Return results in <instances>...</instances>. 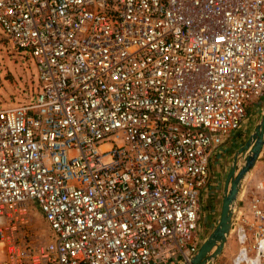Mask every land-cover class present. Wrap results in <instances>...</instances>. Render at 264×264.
Wrapping results in <instances>:
<instances>
[{
  "label": "built area",
  "instance_id": "2783aa9c",
  "mask_svg": "<svg viewBox=\"0 0 264 264\" xmlns=\"http://www.w3.org/2000/svg\"><path fill=\"white\" fill-rule=\"evenodd\" d=\"M0 31L37 83L0 106V264L192 257L211 156L264 97V0H0ZM235 233L264 264L263 182Z\"/></svg>",
  "mask_w": 264,
  "mask_h": 264
},
{
  "label": "rangeland",
  "instance_id": "374dc122",
  "mask_svg": "<svg viewBox=\"0 0 264 264\" xmlns=\"http://www.w3.org/2000/svg\"><path fill=\"white\" fill-rule=\"evenodd\" d=\"M36 92L37 83L29 56L13 47L8 41L4 40L0 31V106L3 108H11L21 105L31 100ZM263 102L264 97H262L261 100H254L248 104L247 123L252 121L254 124L258 121V117L261 115ZM227 142L230 141L227 140L224 145L228 146ZM236 148L237 146H234L233 144L227 147L224 151V158L223 160L221 159L222 166H229L231 161L234 160ZM238 160L241 162L242 158L238 156ZM240 162H238V164ZM200 231L202 230H199V233L201 234ZM207 232H210V230ZM29 233L32 241L36 244H46L50 241L51 237L49 228L38 210H32L30 213ZM205 237H207V235ZM205 237L201 240L200 245L203 243ZM229 239V251L235 253L239 246L236 239V233L233 232L232 235L230 234ZM232 258L233 257H231L229 264ZM178 261H182V259L176 260L174 264H177Z\"/></svg>",
  "mask_w": 264,
  "mask_h": 264
},
{
  "label": "crops",
  "instance_id": "0c3cea01",
  "mask_svg": "<svg viewBox=\"0 0 264 264\" xmlns=\"http://www.w3.org/2000/svg\"><path fill=\"white\" fill-rule=\"evenodd\" d=\"M262 114H263V106L261 110V115L258 117V121L256 123L253 124L252 121L247 123V118H248L247 116L240 130L233 133L229 138L225 140V142L227 140L230 141L227 142L228 146L232 144L234 146H237L235 150V154L238 151V149H240L250 138L255 128L258 126ZM226 146L227 145L221 146L220 149H218L216 152L212 154L207 181L204 187L200 191L199 224H198L199 230H202L200 231L201 232L200 242L203 239V237H205L206 235L208 237L211 234V232L215 229L219 221L220 211L222 206V198L225 192V183L228 177V173L230 171V167L232 166V162H233L232 160L229 166H222L221 162L224 158L223 157L224 151L228 147ZM260 182L264 183V147L262 148V151L259 157L257 158V161L253 169L246 175L243 184L241 186V192L239 193V197L234 206L235 207L234 209H236V211L233 215L234 223L231 231L232 233L236 232L237 226L240 224L242 215L245 213L247 196L249 191L251 190L252 187H254L257 183ZM208 230H210V232H207ZM207 237L204 238L203 242L207 239ZM228 240L225 247L222 249L221 254L218 255L215 260L212 261V264H229L231 257H233L236 252L234 253L229 251L230 239L228 238ZM224 258L227 259L225 260ZM183 262L185 261L183 260L178 261L177 264H183Z\"/></svg>",
  "mask_w": 264,
  "mask_h": 264
},
{
  "label": "water",
  "instance_id": "95a60500",
  "mask_svg": "<svg viewBox=\"0 0 264 264\" xmlns=\"http://www.w3.org/2000/svg\"><path fill=\"white\" fill-rule=\"evenodd\" d=\"M263 147L264 105L263 114L258 126L255 128L254 132L246 141V143L240 149H238L235 154L225 183V192L222 198V206L218 224L207 237V239L200 245L197 252L192 255L188 262H183V264H212L211 259L215 260L217 256L221 254L226 242V237L230 232L231 219L234 215L232 213V206L237 201L236 199L240 188V182L243 180L246 174H248L253 169ZM243 154H246L244 164L238 167L237 164L240 162L238 160V155ZM212 250L214 251L212 252Z\"/></svg>",
  "mask_w": 264,
  "mask_h": 264
},
{
  "label": "bare ground",
  "instance_id": "6f19581e",
  "mask_svg": "<svg viewBox=\"0 0 264 264\" xmlns=\"http://www.w3.org/2000/svg\"><path fill=\"white\" fill-rule=\"evenodd\" d=\"M241 154H242V153H241ZM238 156H240V157L242 158V161H241L239 164H237V166L240 167V166H242V165L244 164V160H245L246 154L238 155ZM246 175H247V174H246ZM245 177H246V176H245ZM245 177H244L243 180L240 182V188H239V192H238V195H237V199H238V197H239V193L241 192V186H242V184H243V181H244ZM229 185H230V184H229ZM229 185H228V186H229ZM228 189H229V187H228ZM237 199H236V200H237ZM234 206H235V203H234V205L232 206V213H233V214H234L235 211H236V209H234V208H235ZM233 223H234V218L232 217V219H231V228H230V232H229V234H228L227 237H226V242H225V244H224V247H225V245H226V243H227V240H228V238H229V236H230V234H231L232 227H233ZM224 247H223V248H224ZM238 248H239V247H238ZM214 250H215V249H214ZM214 250H212V252H213ZM237 252H238V249H237V251H236V253H235L234 256L237 255ZM234 256H233V257H234ZM190 258H191V257L187 258V259L185 260V262H188ZM212 261H213V259H211V263H212Z\"/></svg>",
  "mask_w": 264,
  "mask_h": 264
}]
</instances>
